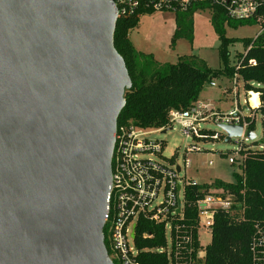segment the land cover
Returning <instances> with one entry per match:
<instances>
[{
  "label": "water",
  "instance_id": "1",
  "mask_svg": "<svg viewBox=\"0 0 264 264\" xmlns=\"http://www.w3.org/2000/svg\"><path fill=\"white\" fill-rule=\"evenodd\" d=\"M117 19L111 0H0V264H115L103 216L132 86Z\"/></svg>",
  "mask_w": 264,
  "mask_h": 264
},
{
  "label": "built area",
  "instance_id": "2",
  "mask_svg": "<svg viewBox=\"0 0 264 264\" xmlns=\"http://www.w3.org/2000/svg\"><path fill=\"white\" fill-rule=\"evenodd\" d=\"M111 4L118 18L141 13L175 14L195 4H206L221 9L229 20H252L259 25V31L264 28V0H111ZM250 62L254 63L253 60ZM239 80V75L234 72L224 91L232 94L234 99L228 111L221 112L211 102L196 100L187 109H170L165 126L148 128L125 122L116 125L110 183L103 216L104 242L107 243L108 255L114 263L144 264L140 255L152 252L163 255L164 264H201L207 246L201 243V235L208 233L211 239L216 212L223 210L232 220L244 219L243 202L239 203L235 193L228 189L213 188L190 202L186 198L189 186L202 184L187 175L191 167L188 155L206 150L194 141L223 140L226 133L219 127L220 124L242 125L241 135L235 136L239 137L238 147L233 150L235 156L227 157L229 163L237 159L240 174L246 151L264 149V145L253 148L244 143V139L248 138L245 132L251 129L249 125L255 121L260 100L257 105L252 104L253 92L259 99L258 92L244 89L247 100L245 106L240 107ZM208 84L216 86L213 80ZM204 122L213 123L219 130L205 129L201 125ZM174 125H179L180 131L193 141L185 148L183 163L178 165L172 158L164 161L146 157L161 154L165 145L163 140L148 136L156 131L173 129ZM208 164H212V161ZM189 207L194 209V221L187 218ZM143 220L160 228L164 241L161 245L137 246L136 235L141 241L156 237L154 231L138 232V222ZM248 247L250 263L264 264V219L253 220Z\"/></svg>",
  "mask_w": 264,
  "mask_h": 264
},
{
  "label": "trees",
  "instance_id": "3",
  "mask_svg": "<svg viewBox=\"0 0 264 264\" xmlns=\"http://www.w3.org/2000/svg\"><path fill=\"white\" fill-rule=\"evenodd\" d=\"M207 8L211 12L210 22L219 40L218 54L222 67L216 69L193 55L181 56L176 62L157 61L151 53L136 50L129 39V32L138 24L139 15L117 19L114 46L122 56L132 82L131 88L125 91L126 102L119 113L117 124L133 123L148 128L165 126L170 109H187L198 99L205 84L218 77L230 79L234 72L239 75L244 89L258 92V110L264 113V28L254 37H226L225 26L237 27L254 21L229 20L218 7L195 4L185 11L175 13V28L170 45L174 47L179 39L191 44L193 14ZM234 42H241L243 51L236 52L232 62L229 46ZM249 128L254 129V121ZM234 176L235 181L231 183L215 179L211 184L189 186L186 190L188 202L220 187L233 191L236 200L244 204V219L232 220L225 211L216 212L211 239L201 264H251L248 244L253 220L264 219V149L246 151L242 174L235 173ZM187 213V218L194 221V209L187 208ZM137 226L138 232H156V237L144 241L136 235L138 247L158 246L164 242L160 228L151 222L143 220ZM140 259L144 264L165 263L163 255L152 252L142 253Z\"/></svg>",
  "mask_w": 264,
  "mask_h": 264
},
{
  "label": "rangeland",
  "instance_id": "4",
  "mask_svg": "<svg viewBox=\"0 0 264 264\" xmlns=\"http://www.w3.org/2000/svg\"><path fill=\"white\" fill-rule=\"evenodd\" d=\"M173 13L156 12L151 14H141L138 24L129 34L132 44L140 51L151 53L157 61L176 62L181 56L193 55L202 59L209 67L216 69L222 67L218 54L219 40L214 32L210 22L211 12L208 9L198 10L193 14V40L190 44L184 39L176 41L174 47L170 45L173 33L174 19ZM167 17L170 19L168 20ZM259 25L256 23L238 25L237 27L225 26V36L229 38L254 37L260 31ZM243 51L241 42H234L229 46L230 59L233 62L235 55ZM237 52V53H236ZM229 79L218 77L213 79L216 86H210L208 83L204 85L200 92V98L206 101L211 100L215 106L221 109V112L234 104L232 94L224 92L226 86L229 85ZM246 94L242 86V81L238 83V103L240 107L246 104ZM247 113L248 111L245 110ZM201 125L211 131H218L219 128L211 122H204ZM255 138L253 140L244 139L246 145L258 148L264 145V113L257 110L254 121ZM149 138L163 140L165 145L161 154L149 155L153 159H161L168 161L172 158L178 165L183 163L184 151L188 144L193 141L187 138L179 128L174 125L173 129L165 132L156 131L151 133ZM241 139V138H240ZM239 137H233L228 142L222 139L213 141H197L194 142L206 149L199 153H190L188 158L191 160V167L187 171L197 183H209L215 179L222 180L227 183L235 181V173L240 172L237 159L234 163H229L227 157L235 156L233 150L238 147ZM238 156V154L236 155ZM212 164H208L209 161ZM210 242V235L203 233L201 235V243L206 246Z\"/></svg>",
  "mask_w": 264,
  "mask_h": 264
},
{
  "label": "crops",
  "instance_id": "5",
  "mask_svg": "<svg viewBox=\"0 0 264 264\" xmlns=\"http://www.w3.org/2000/svg\"><path fill=\"white\" fill-rule=\"evenodd\" d=\"M146 14V13H145ZM151 14V13H150ZM141 15V14H140ZM139 15V16H140ZM167 19L168 20H170L168 17H167ZM173 19H174V16H173ZM174 28H175V22H174V26H173V30H174ZM132 31V30H131ZM130 31V32H131ZM130 32H129V34H130ZM134 46V45H133ZM135 47V46H134ZM135 49L136 50H138V51H140L139 49H137L136 47H135ZM141 52H143V53H147V52H145V51H141ZM154 58H155V56H154ZM156 59V58H155ZM157 60V59H156ZM226 80H227V78H225ZM214 87V86H213ZM227 87V86H226ZM197 100H203L202 98H200V95H199V97H198V99ZM206 102H211L212 103V105H213V107L215 108V109H217V110H219V111H221V109L220 108H218V107H216L215 106V103H213L211 100H206ZM232 108V106L230 107V105H228V108L227 109H225L224 111H228L229 109H231Z\"/></svg>",
  "mask_w": 264,
  "mask_h": 264
},
{
  "label": "bare ground",
  "instance_id": "6",
  "mask_svg": "<svg viewBox=\"0 0 264 264\" xmlns=\"http://www.w3.org/2000/svg\"><path fill=\"white\" fill-rule=\"evenodd\" d=\"M256 97H257V95L253 92V95L251 97V100H252V104H254V105H257Z\"/></svg>",
  "mask_w": 264,
  "mask_h": 264
}]
</instances>
